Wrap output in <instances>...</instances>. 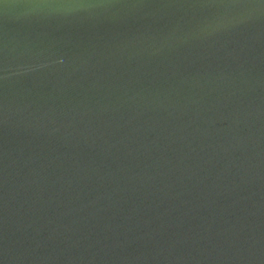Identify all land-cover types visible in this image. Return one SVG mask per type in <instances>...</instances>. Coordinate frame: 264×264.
<instances>
[{"label":"water","instance_id":"water-1","mask_svg":"<svg viewBox=\"0 0 264 264\" xmlns=\"http://www.w3.org/2000/svg\"><path fill=\"white\" fill-rule=\"evenodd\" d=\"M0 264H264V3L0 0Z\"/></svg>","mask_w":264,"mask_h":264},{"label":"snow or ice","instance_id":"snow-or-ice-1","mask_svg":"<svg viewBox=\"0 0 264 264\" xmlns=\"http://www.w3.org/2000/svg\"><path fill=\"white\" fill-rule=\"evenodd\" d=\"M262 3H264V0H261Z\"/></svg>","mask_w":264,"mask_h":264}]
</instances>
